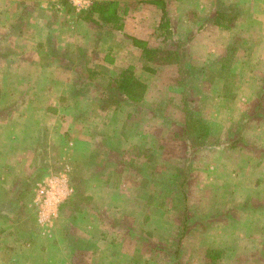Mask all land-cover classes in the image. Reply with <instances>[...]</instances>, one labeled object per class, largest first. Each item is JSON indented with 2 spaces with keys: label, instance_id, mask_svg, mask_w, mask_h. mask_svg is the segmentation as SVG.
<instances>
[{
  "label": "rangeland",
  "instance_id": "obj_1",
  "mask_svg": "<svg viewBox=\"0 0 264 264\" xmlns=\"http://www.w3.org/2000/svg\"><path fill=\"white\" fill-rule=\"evenodd\" d=\"M96 1L0 0V264H264V0Z\"/></svg>",
  "mask_w": 264,
  "mask_h": 264
},
{
  "label": "trees",
  "instance_id": "obj_2",
  "mask_svg": "<svg viewBox=\"0 0 264 264\" xmlns=\"http://www.w3.org/2000/svg\"><path fill=\"white\" fill-rule=\"evenodd\" d=\"M152 4H156L162 11L160 24L158 26L159 31L162 29L170 28V17L166 9V3L162 0L150 1ZM114 2H104L97 0L93 6L88 10L82 12L79 15L80 19L87 22H92L98 27L110 26L113 30H123V19L119 14V10L115 6ZM96 15L98 18H96ZM238 18V14H231L225 11H218L213 18V24L217 27H223L224 29H230L234 26V21ZM132 41V44L137 49L141 50L142 57L153 66L163 65H181L180 55L177 50H165L159 48H151L145 41L139 40L134 37H128ZM234 52V46L230 47L228 54L222 58L223 63L226 65L231 62L232 54ZM147 71L155 73L153 67H147ZM93 75L95 71L90 70L88 78L94 80ZM112 89L123 95L127 100L135 104L143 102L147 86L141 81V79L131 70L126 69L119 73V77L113 81Z\"/></svg>",
  "mask_w": 264,
  "mask_h": 264
},
{
  "label": "built area",
  "instance_id": "obj_3",
  "mask_svg": "<svg viewBox=\"0 0 264 264\" xmlns=\"http://www.w3.org/2000/svg\"><path fill=\"white\" fill-rule=\"evenodd\" d=\"M41 195H42L41 197L38 196L37 203L39 205H41L42 208H44V204L47 205L49 203V207H50L52 205V202L48 198L49 197V192L42 191ZM52 195H53V193H52ZM43 198H45V199L43 200Z\"/></svg>",
  "mask_w": 264,
  "mask_h": 264
}]
</instances>
